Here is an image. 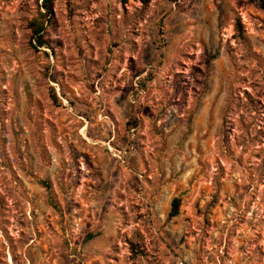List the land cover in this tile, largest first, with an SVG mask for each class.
Wrapping results in <instances>:
<instances>
[{
	"label": "rangeland",
	"instance_id": "374dc122",
	"mask_svg": "<svg viewBox=\"0 0 264 264\" xmlns=\"http://www.w3.org/2000/svg\"><path fill=\"white\" fill-rule=\"evenodd\" d=\"M41 2L0 0V264H264V10L53 0L39 45Z\"/></svg>",
	"mask_w": 264,
	"mask_h": 264
},
{
	"label": "trees",
	"instance_id": "16d2710c",
	"mask_svg": "<svg viewBox=\"0 0 264 264\" xmlns=\"http://www.w3.org/2000/svg\"><path fill=\"white\" fill-rule=\"evenodd\" d=\"M246 1L253 4L255 7L259 9L264 10V0H246ZM40 8L43 10V12H40L38 19L33 20L30 28L35 38V42L39 45H42L44 43V39L41 33L44 30V23L46 18L52 14L53 0H42ZM234 28L235 31L237 32H240L242 29V24L238 18L235 20ZM39 182L44 187H46V189H49V185L47 182H45L44 180H39ZM177 207H178V200L175 198L172 200V209L169 212V216H175L177 214Z\"/></svg>",
	"mask_w": 264,
	"mask_h": 264
}]
</instances>
